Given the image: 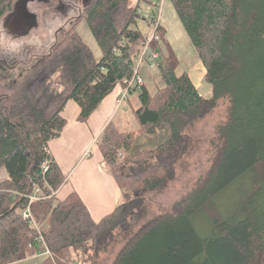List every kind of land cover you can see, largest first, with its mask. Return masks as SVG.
Segmentation results:
<instances>
[{
  "label": "trees",
  "instance_id": "1",
  "mask_svg": "<svg viewBox=\"0 0 264 264\" xmlns=\"http://www.w3.org/2000/svg\"><path fill=\"white\" fill-rule=\"evenodd\" d=\"M19 1L0 0V24ZM142 1L87 2L78 21L43 53L0 48V172L8 176L0 179V264L44 251L40 233L20 214L28 207L53 254L41 264L88 263L72 255L87 256L91 264H106L112 255L111 264H264V0H171L205 67L211 98L187 70L178 72L181 60L160 16L145 18ZM82 21L100 46V59L77 31ZM141 22L159 37L149 48L160 57L154 67L145 60L143 69L158 74L161 85L153 92L142 72L144 84L130 89V95L138 92V132H122L111 122L101 135L98 148L122 200L95 221L77 192L57 196L65 177L49 142L67 125L62 113L69 101L81 110L78 120L87 122L118 85L127 87L153 35L140 29ZM225 103L211 170L170 212L151 215L148 194L175 178L200 142L192 133ZM138 134L147 138L148 150L138 146ZM240 183L246 186L233 207L220 212L219 197ZM35 189L45 197L30 203ZM204 216L210 228L202 235L195 222Z\"/></svg>",
  "mask_w": 264,
  "mask_h": 264
},
{
  "label": "rangeland",
  "instance_id": "2",
  "mask_svg": "<svg viewBox=\"0 0 264 264\" xmlns=\"http://www.w3.org/2000/svg\"><path fill=\"white\" fill-rule=\"evenodd\" d=\"M130 1L132 4H136L137 2V0ZM87 2V0H44L29 3L28 11L36 17L32 30L28 32L26 36H16L11 31V28L14 30L17 29L18 22L11 20L10 28L9 25H7V20H5L0 24V48L19 49L25 46L38 53L45 52L56 40L62 38L64 31L73 22L78 21L79 18L77 17L81 15ZM142 7L144 13V15H142L145 18L146 9H150L151 12L157 13L158 16H160L161 24L167 32L168 43L174 49L177 57L181 60V66L178 72L181 73L187 69L188 61L190 62V66L195 65L198 55L182 22L175 12L171 0H143ZM151 14L149 15L150 18L152 17ZM139 27L146 35L153 34V26L141 22ZM77 31L82 36L84 42L93 51L95 57L100 59L102 57V51L85 21H82L78 25ZM198 63L199 67H195V74L199 77L198 79L202 80L200 93L206 98H211L213 89L204 81V66L202 67L199 60ZM142 72L145 80L149 82L150 89L153 92L156 91L158 86L161 85L158 74L154 73L150 76L146 68L142 69ZM7 83L10 84L11 81L9 80ZM119 99L120 97L117 100V107L120 108L125 106L124 104L119 105ZM227 108L226 103L222 104L204 122L196 127L195 131L192 133V135L200 141L196 149H193L190 154H187L184 156V159L181 160L173 180L158 191L148 194L147 207L151 215L159 216L165 212H170L172 208L182 202L192 192L197 183L209 173L214 160L213 139H215L217 125L226 120ZM138 135L139 141L137 144L140 143L138 146L143 145V149H147L145 148L147 138L141 134ZM139 150L136 148V151ZM125 155L126 153L122 152L120 161L124 160ZM7 177L5 171L0 172V179H6ZM245 186L246 185L243 183L237 184L229 192L219 197L217 208L221 210L220 212L224 213L230 209L229 206L233 207V204L240 196L239 191ZM195 224L202 235H205L210 228V221L207 216H204V218L200 220L197 219ZM72 257L73 259L78 258L82 263L86 261L88 262L86 264H91V261H87V256L84 257V255H79L75 257L72 255ZM103 257L108 258L106 256ZM104 258H102V260ZM113 258L114 256L112 255L108 260L104 261L106 264H111ZM39 261H41V259H39Z\"/></svg>",
  "mask_w": 264,
  "mask_h": 264
},
{
  "label": "crops",
  "instance_id": "3",
  "mask_svg": "<svg viewBox=\"0 0 264 264\" xmlns=\"http://www.w3.org/2000/svg\"><path fill=\"white\" fill-rule=\"evenodd\" d=\"M198 60L200 61L198 58L193 66L188 61L186 70L200 92L202 80L195 74V67H199ZM205 73L203 67V75ZM123 89L122 85H118L87 122L78 120L81 110L75 101H69L62 113L67 125L60 138L49 142V153L65 177V183L57 191V196L63 199L71 192H77L95 221H100L111 213L122 200L117 182L106 168L98 148L101 135L111 122L122 132L139 130L133 114V110L140 106L138 92L130 95L127 105L118 108L117 100ZM43 259L42 255H37L14 264H41Z\"/></svg>",
  "mask_w": 264,
  "mask_h": 264
},
{
  "label": "built area",
  "instance_id": "4",
  "mask_svg": "<svg viewBox=\"0 0 264 264\" xmlns=\"http://www.w3.org/2000/svg\"><path fill=\"white\" fill-rule=\"evenodd\" d=\"M140 13L144 15L143 10H140ZM151 14L150 9H146L145 11V15L146 17H149V15ZM158 39L159 37L156 34H153L151 37L148 38V45L145 47L141 57L137 60L136 62V67L134 69V74L133 77L130 80H125L124 83L127 85V87L125 89H123V92L120 96L119 99V105H126L128 98L130 96V89L135 88L136 86H142L144 84V78L142 75V69H143V65H144V61L147 60L150 63L151 67H154L155 64V60H157L160 57V54L158 52H153L150 50L149 48V44L153 39ZM44 170H47V167L44 168ZM45 196L43 194V192L41 191V189H35L34 194L32 196H30V203H32L33 201L39 200V199H43ZM20 214L22 215V217L24 219H27L31 225V227L35 230H37L40 233V237H39V242L40 245L44 248V251L40 254L42 256H47V257H53V254L51 253V251L48 249L45 239L41 233V229L39 227V225L36 223L30 208L28 207L26 210L24 211H20Z\"/></svg>",
  "mask_w": 264,
  "mask_h": 264
},
{
  "label": "water",
  "instance_id": "5",
  "mask_svg": "<svg viewBox=\"0 0 264 264\" xmlns=\"http://www.w3.org/2000/svg\"><path fill=\"white\" fill-rule=\"evenodd\" d=\"M34 1H44V0H20L19 3L16 5L15 11L13 14L10 15V17L7 19V25L11 28V20L17 21L18 28L12 29L11 31L16 36H26L28 32H30L33 28V25L35 23L36 17L28 11V5L31 2ZM91 0H88L90 2Z\"/></svg>",
  "mask_w": 264,
  "mask_h": 264
}]
</instances>
